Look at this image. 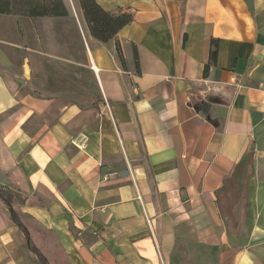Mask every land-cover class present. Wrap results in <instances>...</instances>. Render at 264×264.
<instances>
[{"label": "crops", "instance_id": "1", "mask_svg": "<svg viewBox=\"0 0 264 264\" xmlns=\"http://www.w3.org/2000/svg\"><path fill=\"white\" fill-rule=\"evenodd\" d=\"M97 1L134 16L108 41L79 5L0 14V184L30 230L0 200V264H264V0Z\"/></svg>", "mask_w": 264, "mask_h": 264}, {"label": "trees", "instance_id": "2", "mask_svg": "<svg viewBox=\"0 0 264 264\" xmlns=\"http://www.w3.org/2000/svg\"><path fill=\"white\" fill-rule=\"evenodd\" d=\"M77 1L83 11L91 34L101 41H108L114 38L124 26L133 21V13L127 10L112 12L104 9L97 0ZM0 14L27 16L31 18L44 16L61 17L70 15L64 0H0ZM217 41V39H213L212 41L210 61L205 66V75H208L210 68L216 63L218 57ZM117 50L122 63L124 64L125 61L119 42H117ZM135 52L136 70L140 73L136 47ZM210 100H218V98L210 97ZM205 104L206 103L203 100L194 102V106L198 110H204ZM210 119L216 124L219 122L216 118L210 117ZM0 200L8 208L11 218L23 230L30 241V230L24 223V219L27 218L28 214L24 213L19 208L17 196L10 185L0 184ZM30 246L43 264H49L47 257L38 247L35 245Z\"/></svg>", "mask_w": 264, "mask_h": 264}, {"label": "rangeland", "instance_id": "3", "mask_svg": "<svg viewBox=\"0 0 264 264\" xmlns=\"http://www.w3.org/2000/svg\"><path fill=\"white\" fill-rule=\"evenodd\" d=\"M64 1H65V4L67 5V7L69 8V10L71 11V13L74 15L75 19L77 20L78 15L81 13L78 9L77 0H64ZM8 17H10V19L12 20L11 16H8ZM51 25H53V24H51ZM64 25L66 26V24L61 21L60 26L62 28H64L65 27ZM77 50H78L77 54L79 55L80 59L84 60V57H83L84 53L81 51V49L79 47L77 48ZM45 68L46 69L44 72H46V74H50V75L55 74L56 75V76L54 75L56 77L55 80H58V78H57L58 75H59L58 77H61V76L72 77L73 74L75 73V75L77 76V78L79 80H80L81 76H83L85 74L88 75V71L85 72V69H83V68L79 69L78 66L75 70L74 68H72L69 65L68 66L63 65L62 67H60V64L58 65V64H52V63H46ZM16 72H19V71H16ZM42 77H44V81H47L46 76H42ZM52 79H54V78H52ZM52 79H50V81H52ZM18 81L22 82L21 79H19V78H18ZM78 83H81V82L78 81ZM79 87L82 88L81 86H79ZM80 88H76V87L71 88L70 87V89H72V91L67 93V96H69L73 99H79V97L81 96V93L79 90Z\"/></svg>", "mask_w": 264, "mask_h": 264}, {"label": "built area", "instance_id": "4", "mask_svg": "<svg viewBox=\"0 0 264 264\" xmlns=\"http://www.w3.org/2000/svg\"><path fill=\"white\" fill-rule=\"evenodd\" d=\"M107 106H108V104H107ZM86 142H87V136L84 135V134H81L78 138H76V139L73 141V143H74L77 147H79V148H83V147H85V146H86ZM127 172H128L129 174L132 173V170H131L130 165H128ZM113 174H115V173H112L111 175H113Z\"/></svg>", "mask_w": 264, "mask_h": 264}]
</instances>
